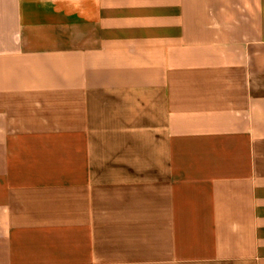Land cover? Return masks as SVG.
I'll return each mask as SVG.
<instances>
[{
  "label": "crops",
  "instance_id": "crops-1",
  "mask_svg": "<svg viewBox=\"0 0 264 264\" xmlns=\"http://www.w3.org/2000/svg\"><path fill=\"white\" fill-rule=\"evenodd\" d=\"M0 264H264V0H0Z\"/></svg>",
  "mask_w": 264,
  "mask_h": 264
}]
</instances>
